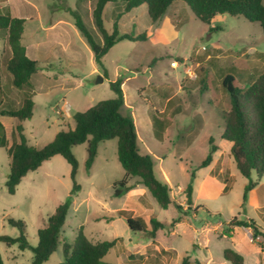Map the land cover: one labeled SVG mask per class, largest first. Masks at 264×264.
Wrapping results in <instances>:
<instances>
[{
	"label": "rangeland",
	"instance_id": "374dc122",
	"mask_svg": "<svg viewBox=\"0 0 264 264\" xmlns=\"http://www.w3.org/2000/svg\"><path fill=\"white\" fill-rule=\"evenodd\" d=\"M95 2L0 0L1 11L9 9L12 16L25 19L21 44L38 67L28 86L15 88L4 66L8 50L5 47L6 53H1L0 39V85L6 92L0 109H17L27 96L33 101L29 119L4 115L0 120L7 139V147L0 148V235L17 237L18 229L7 219H20L25 222L27 242L34 246L37 229L58 204L69 199L57 249L42 264L62 262V242H72L79 229L91 242L115 240L102 258L108 264H179L184 257L189 264H230L222 256L226 248L241 254L242 264H264V177L252 176L256 184L243 201L248 180L235 168L230 143L222 138L229 108L223 76L231 73L240 86L264 71V32L259 24L222 14L211 20L213 30L209 31V25L183 2H173L156 22L149 19L144 5L122 13L124 1L109 2L102 16L106 30L111 32L120 12L119 34H145L146 39L116 42L99 66L68 11L80 15L100 44L92 17ZM98 76L103 80L96 83ZM116 79L122 81L120 111L134 120L139 152L152 156L155 175L169 185L167 208L157 204L138 178L125 176L117 160L116 138L97 143L88 168V144L73 147L74 182L79 186L75 193L71 194L70 165L54 155L28 172L14 194H9L4 184L9 170L7 149L20 141L16 126L21 125L27 145L41 148L57 132L73 128V114L113 98L109 83ZM154 119L162 123L161 140L155 136ZM208 154L211 162L200 167ZM123 179L130 189L114 197L112 185ZM188 183L190 206L183 192ZM119 212L141 217L147 229L150 218L164 227L149 237L131 231ZM179 216L180 221L171 226ZM232 219L252 221L257 232L231 226ZM0 255L4 264L32 260L31 250H20L17 244L0 242Z\"/></svg>",
	"mask_w": 264,
	"mask_h": 264
},
{
	"label": "trees",
	"instance_id": "16d2710c",
	"mask_svg": "<svg viewBox=\"0 0 264 264\" xmlns=\"http://www.w3.org/2000/svg\"><path fill=\"white\" fill-rule=\"evenodd\" d=\"M116 1L96 0L92 10L94 25L101 35L100 44L93 39L80 15L68 9L74 19L75 27L85 38L94 53V60L99 66L102 57L116 42L123 39H146L145 34L133 36L118 32V21L122 13H128L140 5L146 7L147 15L152 22L159 20L173 2L179 1L183 2L198 20L209 25V31L213 30L210 22L215 16L227 14L240 16L251 23H258L264 32V0H122L124 1L123 11L115 15L112 30L108 32L103 23V10L107 3ZM24 22L25 19L12 16L8 10L0 11V30L6 32L5 43L8 50L4 66L11 75L12 85L17 89L28 86L31 75L38 69L36 62L26 55L25 47L21 44ZM3 53H6L5 49ZM121 85L120 79L110 82L109 87L114 93L113 98L100 100L88 109L73 114V128L57 132L54 138L41 148L27 145L21 135V125H17L16 130L20 134V141L7 149L9 170L5 180L6 191L9 194H14L16 186L26 173L36 170L52 156L60 155L70 165V178L73 181L71 194H73L79 188L74 182L77 161L72 152L73 147L85 142L88 144L86 160L88 168L96 154L97 143L116 138L117 160L123 168L125 176L138 178L157 204L166 209L171 203L169 185L155 175L152 156L139 152L134 120L131 115L123 114L120 111L124 105ZM222 87L227 91L229 98L222 138L230 143L229 153L235 168L242 177L248 180L242 198L245 201L246 193L256 184L252 180V176L257 179L264 177V71L259 73L251 83L240 86L236 76L226 73L222 79ZM1 93L0 85V95ZM32 107L31 96H27L23 98L21 106L17 109H0V116L14 117L19 121L29 119L32 115ZM161 124L159 120H153V125L156 128L155 136L159 140L162 139ZM1 147H7V139L0 121ZM212 151L215 149L212 148ZM210 162L211 154H208L199 166L205 167ZM112 187L114 197L122 196L130 189L125 179L114 182ZM183 192L186 203L190 206L192 194L190 183L186 185ZM69 205L70 200L67 199L56 206L54 212L47 217L45 225L37 229V242L34 246L29 245L23 234L25 222L12 218H8L7 222L18 229L19 235L15 238L0 235V242H4L8 246L17 244L20 250L30 249L32 260L24 264L44 263L57 249L58 235L65 221ZM177 208L181 207L177 206ZM118 215L124 217L131 231L140 232L149 237H154L156 231L164 227V224L155 218L149 219L150 228L147 229L146 223L141 217L126 216L122 212H119ZM180 219V216L177 217L170 225L173 226ZM230 225L251 228L254 234L257 232V227L252 221L232 219ZM225 234L230 236L226 232ZM114 245L115 240L91 242L83 234L82 229H79L72 242H62L64 260L59 264H108L104 263L102 258ZM222 256L230 264L243 263L242 255L233 249H224ZM0 264H4L1 255ZM179 264H189V262L184 257Z\"/></svg>",
	"mask_w": 264,
	"mask_h": 264
},
{
	"label": "crops",
	"instance_id": "0c3cea01",
	"mask_svg": "<svg viewBox=\"0 0 264 264\" xmlns=\"http://www.w3.org/2000/svg\"><path fill=\"white\" fill-rule=\"evenodd\" d=\"M1 8L2 7H0V11H1ZM8 11H9V13H10V10L9 9H7ZM11 14V13H10ZM5 37H6V32L5 31H2V30H0V39L3 41V43H4V46H3V50L5 49V47H6V43H5ZM3 50H2V54H3ZM2 56V55H1ZM1 89H2V93H1V95H0V105H2L3 103H4V95L6 94V92H4V90H3V88H2V86H1ZM1 118H2V116H0V120H1ZM7 174H8V172H7ZM27 174V173H26ZM25 174V175H26ZM25 175L22 177V178H24L25 177ZM7 176V175H6ZM21 178V179H22ZM168 180V179H167ZM20 182H21V180H20ZM20 182H19V184H20ZM5 184V183H4ZM18 184V185H19ZM18 185L16 186V188L18 187ZM16 188H15V190H16ZM45 225V224H44ZM43 225V226H44ZM42 226V227H43Z\"/></svg>",
	"mask_w": 264,
	"mask_h": 264
},
{
	"label": "water",
	"instance_id": "95a60500",
	"mask_svg": "<svg viewBox=\"0 0 264 264\" xmlns=\"http://www.w3.org/2000/svg\"><path fill=\"white\" fill-rule=\"evenodd\" d=\"M103 79L100 77V76H98L97 77V79H96V83H99V82H101Z\"/></svg>",
	"mask_w": 264,
	"mask_h": 264
}]
</instances>
